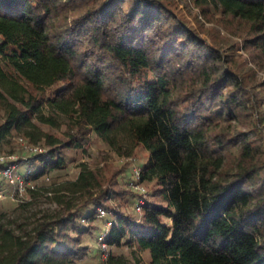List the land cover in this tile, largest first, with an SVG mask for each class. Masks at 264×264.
Masks as SVG:
<instances>
[{
  "label": "trees",
  "instance_id": "1",
  "mask_svg": "<svg viewBox=\"0 0 264 264\" xmlns=\"http://www.w3.org/2000/svg\"><path fill=\"white\" fill-rule=\"evenodd\" d=\"M177 1L0 0V145L43 142L16 162L27 191L95 140L130 158L142 146L141 181L153 184L133 213L110 203L124 198L119 177L80 171L32 232L0 222V264H87L100 207L103 264H136L122 247L149 253L138 264H264V81ZM187 1L220 16L264 69V0Z\"/></svg>",
  "mask_w": 264,
  "mask_h": 264
},
{
  "label": "rangeland",
  "instance_id": "2",
  "mask_svg": "<svg viewBox=\"0 0 264 264\" xmlns=\"http://www.w3.org/2000/svg\"><path fill=\"white\" fill-rule=\"evenodd\" d=\"M180 6L181 14L186 17L193 26L204 35L208 41H217L220 44L226 46L229 43H237L238 53L240 60L248 63L247 70L253 74L256 81H264V69L259 68L252 62L253 51L245 50L242 45V39L236 36V32L231 31L227 23H222L220 16H209L210 20L203 17L200 9L192 2L187 0L177 1ZM214 17V18H213ZM261 95H264V88H257ZM264 113V106H263ZM3 121L2 112L0 111V123ZM49 128L44 127V130ZM65 128L62 127L63 131ZM54 133L58 130L51 129ZM60 130V131H61ZM19 135L15 134L8 138V141L0 145V156H15L12 164L18 166L19 160L22 161L32 154L31 147H39L43 150V142L39 145L30 144L27 139H22ZM36 153V152H34ZM148 151L142 146H139L134 155L130 157L122 156L115 150L111 149L104 142H97L96 140L88 146L87 152L82 153H70L74 155L73 161L69 162V166L64 170H58L51 172L45 177H41L37 182L28 183L30 187L33 186L34 192H28L26 184L25 190L20 192L19 186L16 184V180L20 177V174L14 175V182L7 177L2 176L0 168V222L5 224L8 228L13 230L16 234H22L24 231L32 232L36 227L40 219L43 216H53L59 212V202H57L56 196L61 194L59 187L61 184L74 181L79 172L82 170L96 169L102 173L105 179H111V176L116 175L120 180V190L125 191L124 198L122 196L112 197L110 203L112 205H121L123 209L136 213L134 210V201L138 197V192L131 186V178L133 170L139 168L145 160L148 158ZM127 163H130L127 165ZM127 165V168L124 167ZM18 172H24L26 164H20ZM126 169V171L124 170ZM146 187V193L144 196H148L153 184L143 183ZM32 188V187H31ZM127 191H134V193L127 194ZM111 216L106 213L103 219L108 221ZM97 220L94 222L96 229L92 235H88L87 242L93 247V254L87 261V264H103L106 259L104 252H99L101 249L100 243H98V236L100 229H106L104 220ZM116 254L129 259L131 263L138 264L139 260L145 263L150 261V255L147 251H139L136 248L122 247L114 250Z\"/></svg>",
  "mask_w": 264,
  "mask_h": 264
},
{
  "label": "built area",
  "instance_id": "3",
  "mask_svg": "<svg viewBox=\"0 0 264 264\" xmlns=\"http://www.w3.org/2000/svg\"><path fill=\"white\" fill-rule=\"evenodd\" d=\"M30 150L32 152H41L42 149L39 147H31ZM15 156H0V162L4 163V166L1 170V173L4 177H7L8 179H10L12 182H14V172L16 170V165L12 164V159H14ZM142 179V175H141V167L139 168H135L133 170V178L130 182V186L138 192L139 197H137V201L135 203V211L137 213H141L142 212V207L143 204L145 202V196L144 194L146 193V187L143 186V182L141 181ZM19 181V191L23 192L25 190V185H24V180L19 177L17 179ZM33 188V186H31ZM98 212H99V216L103 217L106 215V210L103 209L102 207L98 208ZM99 242L101 244V246L105 249L107 247V245L104 242V235H100L99 237Z\"/></svg>",
  "mask_w": 264,
  "mask_h": 264
}]
</instances>
